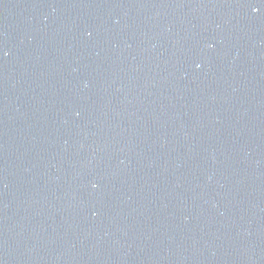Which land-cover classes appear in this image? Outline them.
I'll list each match as a JSON object with an SVG mask.
<instances>
[{
  "label": "water",
  "instance_id": "water-1",
  "mask_svg": "<svg viewBox=\"0 0 264 264\" xmlns=\"http://www.w3.org/2000/svg\"><path fill=\"white\" fill-rule=\"evenodd\" d=\"M0 264H264V0H0Z\"/></svg>",
  "mask_w": 264,
  "mask_h": 264
}]
</instances>
